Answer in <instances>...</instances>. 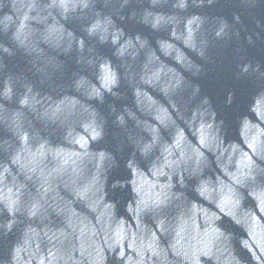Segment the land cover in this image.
Instances as JSON below:
<instances>
[{
  "label": "water",
  "instance_id": "1",
  "mask_svg": "<svg viewBox=\"0 0 264 264\" xmlns=\"http://www.w3.org/2000/svg\"><path fill=\"white\" fill-rule=\"evenodd\" d=\"M0 264H264V0H0Z\"/></svg>",
  "mask_w": 264,
  "mask_h": 264
}]
</instances>
